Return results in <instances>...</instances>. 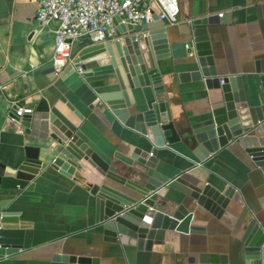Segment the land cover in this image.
Instances as JSON below:
<instances>
[{
    "label": "crops",
    "instance_id": "0c3cea01",
    "mask_svg": "<svg viewBox=\"0 0 264 264\" xmlns=\"http://www.w3.org/2000/svg\"><path fill=\"white\" fill-rule=\"evenodd\" d=\"M178 2L179 23L167 27L172 39L190 41L191 22L213 20L208 31L219 74L242 77L246 96L251 98L257 93L263 99L256 69L258 65L264 68V0ZM36 17L35 0H0V163L12 166L14 161L23 159L27 146L49 149L56 155L59 147L53 136L62 137L73 131L116 173L132 178V170L138 167L132 160L134 151L140 143L149 150L142 131L131 118L125 124L105 119L97 108H90L95 103L93 87L67 71L56 75L52 55L58 25L43 27ZM86 40L74 45L75 59ZM172 78L173 74L163 77L165 94L181 142L166 152H154L159 162L152 171L153 177L164 183L181 178L192 185L206 179L216 190L226 186L236 189L244 205L230 203L220 219L203 213L199 225L206 228L205 235L168 232L162 242L141 241L137 247L108 244L93 229L95 202L86 189L47 172L32 191L23 192L13 203V210L29 227L4 233L7 244L21 248L17 255L0 264H63L53 260L55 254L94 257L100 264H188L203 252L228 255L231 264L237 261L245 228L260 210L263 177L253 172L244 158L229 151L207 166L193 167L195 159L186 144L190 124L209 110L218 94L192 84L171 86ZM115 79L113 75L107 77L111 83ZM42 99L61 122L60 127L51 124L46 113L34 111L21 119L11 115L13 102L36 110ZM187 192L190 190L182 184L170 185L169 194L177 202ZM159 209L171 215L176 206L168 204Z\"/></svg>",
    "mask_w": 264,
    "mask_h": 264
},
{
    "label": "water",
    "instance_id": "95a60500",
    "mask_svg": "<svg viewBox=\"0 0 264 264\" xmlns=\"http://www.w3.org/2000/svg\"><path fill=\"white\" fill-rule=\"evenodd\" d=\"M114 24L117 40L97 45L86 40L80 45L75 64L80 65L82 75L74 68L66 71L93 87L95 103L90 108H97L102 117L122 124L131 118L142 131L149 150L140 143L134 151L132 160L138 167L132 170V178L116 173L73 131L62 137L53 136L59 147L56 155L49 149L27 146L23 159L14 161L12 166L0 163V262L17 255L21 248L7 244L4 233L29 227L13 210V203L23 192L32 191L47 172L86 189L95 202L93 229L108 244L137 247L141 241L162 242L168 232L205 235L206 228L199 225L203 213L220 219L230 203L244 205L241 194L232 187L216 190L206 179L192 185L181 178L164 183L153 177L152 171L159 162L154 152H166L181 142L166 100L163 77L167 75L173 74L171 86L192 84L218 94L209 110L190 124L186 144L196 162L193 167L207 166L229 151L244 158L253 172L262 175L264 184V68L258 65L256 69L263 99L257 93L248 98L242 77L219 74L208 31L213 20L191 22V40L187 42L172 39L167 21L159 20L156 14L150 25L122 24L118 17ZM111 75L115 82L107 80ZM32 109L49 114L50 123L61 126L45 99L36 110ZM174 182L190 190L179 202L169 194ZM168 204L176 206L171 215L159 209ZM259 204V212L245 228L242 251L232 264H264V194ZM53 260L63 264H100L98 258L68 254H55ZM188 264L231 261L228 255L203 252Z\"/></svg>",
    "mask_w": 264,
    "mask_h": 264
},
{
    "label": "built area",
    "instance_id": "2783aa9c",
    "mask_svg": "<svg viewBox=\"0 0 264 264\" xmlns=\"http://www.w3.org/2000/svg\"><path fill=\"white\" fill-rule=\"evenodd\" d=\"M37 22L48 27L56 23L52 63L56 75L74 68L82 75L80 65L75 64L74 45L83 39L91 45L105 44L117 39L115 18L122 24L141 26L153 23L156 14L159 20L167 21L166 27L179 23L178 0H35ZM0 89H3L0 86ZM11 115L21 119L33 114L32 108L11 104Z\"/></svg>",
    "mask_w": 264,
    "mask_h": 264
}]
</instances>
